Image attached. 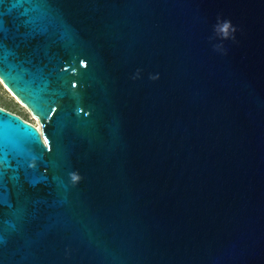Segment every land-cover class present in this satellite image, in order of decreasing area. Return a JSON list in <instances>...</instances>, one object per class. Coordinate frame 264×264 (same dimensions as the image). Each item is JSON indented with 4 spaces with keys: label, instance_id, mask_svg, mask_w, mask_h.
Returning a JSON list of instances; mask_svg holds the SVG:
<instances>
[{
    "label": "water",
    "instance_id": "obj_1",
    "mask_svg": "<svg viewBox=\"0 0 264 264\" xmlns=\"http://www.w3.org/2000/svg\"><path fill=\"white\" fill-rule=\"evenodd\" d=\"M0 81V264H264V0H0Z\"/></svg>",
    "mask_w": 264,
    "mask_h": 264
},
{
    "label": "rangeland",
    "instance_id": "obj_2",
    "mask_svg": "<svg viewBox=\"0 0 264 264\" xmlns=\"http://www.w3.org/2000/svg\"><path fill=\"white\" fill-rule=\"evenodd\" d=\"M0 108L15 114L22 118L24 121L33 125L38 123V120L31 116L25 106L15 98L0 81Z\"/></svg>",
    "mask_w": 264,
    "mask_h": 264
},
{
    "label": "clouds",
    "instance_id": "obj_3",
    "mask_svg": "<svg viewBox=\"0 0 264 264\" xmlns=\"http://www.w3.org/2000/svg\"><path fill=\"white\" fill-rule=\"evenodd\" d=\"M213 31L215 33V36L219 38L221 41L228 40V39H234V33L236 31V28L232 25L230 20H220L217 19V23L213 27ZM214 50L224 53L225 49L223 47L222 43H218L213 45ZM137 77L139 76V71L137 72ZM150 79H158V74L152 75ZM73 180H76L77 177L74 175Z\"/></svg>",
    "mask_w": 264,
    "mask_h": 264
},
{
    "label": "bare ground",
    "instance_id": "obj_4",
    "mask_svg": "<svg viewBox=\"0 0 264 264\" xmlns=\"http://www.w3.org/2000/svg\"><path fill=\"white\" fill-rule=\"evenodd\" d=\"M35 127L37 126V124L34 125Z\"/></svg>",
    "mask_w": 264,
    "mask_h": 264
},
{
    "label": "built area",
    "instance_id": "obj_5",
    "mask_svg": "<svg viewBox=\"0 0 264 264\" xmlns=\"http://www.w3.org/2000/svg\"><path fill=\"white\" fill-rule=\"evenodd\" d=\"M29 123V122H28ZM31 124V123H30ZM31 125H33V124H31ZM34 126V125H33Z\"/></svg>",
    "mask_w": 264,
    "mask_h": 264
},
{
    "label": "snow or ice",
    "instance_id": "obj_6",
    "mask_svg": "<svg viewBox=\"0 0 264 264\" xmlns=\"http://www.w3.org/2000/svg\"><path fill=\"white\" fill-rule=\"evenodd\" d=\"M45 143H47V141H45Z\"/></svg>",
    "mask_w": 264,
    "mask_h": 264
}]
</instances>
